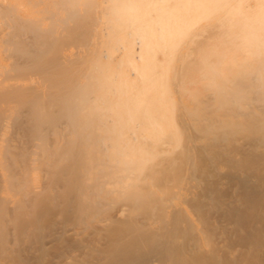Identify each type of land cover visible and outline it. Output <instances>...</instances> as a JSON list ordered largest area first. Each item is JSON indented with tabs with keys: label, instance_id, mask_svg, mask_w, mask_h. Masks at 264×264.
Masks as SVG:
<instances>
[{
	"label": "bare ground",
	"instance_id": "1",
	"mask_svg": "<svg viewBox=\"0 0 264 264\" xmlns=\"http://www.w3.org/2000/svg\"><path fill=\"white\" fill-rule=\"evenodd\" d=\"M45 202L72 242L32 245ZM43 248L264 264V0H0V264Z\"/></svg>",
	"mask_w": 264,
	"mask_h": 264
},
{
	"label": "rangeland",
	"instance_id": "2",
	"mask_svg": "<svg viewBox=\"0 0 264 264\" xmlns=\"http://www.w3.org/2000/svg\"><path fill=\"white\" fill-rule=\"evenodd\" d=\"M77 150V148L74 150V153H72V154H70V156H68L69 158H67V160L65 161L66 162V164H67V166H65V165H63V166H61V167H57V169H58V171H60L59 173L57 172V174H56V177H58L60 174H62V172L64 171V169L65 168H71L72 167V169H70L71 171V173H69V178L67 179V181H66V183L68 184V183H71V180H72V175H77L78 174V172H79V170H80V168H77V166H75V163H77V162H79V155L78 154H76L78 151H76ZM65 200V198H59V201L60 202H62L63 203V201ZM46 204H47V202H45L43 205H41V207L43 206V210H42V208L41 207H39L38 209H37V211L40 213V216H39V219H34V220H30V222L31 221H33V222H31L30 223V226H31V224L33 225L32 227H33V232L35 233H33V235H31L30 237H35V239H33V241H31V243H32V245H34L35 244V241L37 242V244L38 243H40V245H39V247L41 246V243H43V240L45 239V237L47 238V237H57L56 238V240L57 241H55L54 243H57L58 242V244H60V242L61 243H63L64 242V245H66L67 243H65V242H67V241H69L68 243H70V242H72L73 241V239H72V237L73 236H70V234H71V232L72 231H74L77 227L78 228H80L81 227V225H80V227H79V224H78V222H76L75 220H77V218H76V213H75V208L74 207H71L70 209H65V211H64V205L62 206L61 204H55V205H49L48 206V204H47V206H46ZM58 206V207H57ZM61 207H63L62 209L63 210H61ZM52 210V211H51ZM68 210V211H67ZM48 211V212H47ZM62 213H61V212ZM73 211V212H72ZM60 212V213H59ZM39 213H37V215H39ZM55 213V214H54ZM45 214V215H44ZM45 217H44V216ZM76 215V216H75ZM42 216V217H41ZM38 218V217H37ZM43 218V220H41V219ZM74 219V220H73ZM40 220V221H39ZM35 221L37 222V223H35ZM42 222V223H41ZM73 223V224H72ZM71 224V225H70ZM77 224V225H76ZM36 226V227H35ZM39 227V228H38ZM41 227V228H40ZM72 227V228H71ZM74 227V228H73ZM46 228V229H45ZM36 229V230H35ZM71 229V230H70ZM72 229H74V230H72ZM69 230L71 231V232H69ZM37 233H36V232ZM49 231H52L51 232V234H50V232ZM46 232V233H45ZM56 233V234H55ZM66 234V235H65ZM73 234V233H72ZM47 235V236H46ZM49 235V236H48ZM54 235V236H53ZM74 235V234H73ZM75 236V235H74ZM40 237L42 238L41 240H40ZM59 237V238H58ZM66 237V238H65ZM68 237V238H67ZM76 237V236H75ZM65 238V239H64ZM71 238V239H70ZM67 239V240H66ZM60 240V241H59ZM40 241H42V242H40ZM46 242V241H45ZM30 243V244H31ZM34 243V244H33ZM36 244V245H37ZM35 245V246H36ZM51 245H52V247H51ZM50 246H47V247H50L51 248V250L52 251H54L55 249H56V244H51ZM64 246L63 244H60V246ZM59 246V247H60ZM55 247V248H54ZM40 248H42V247H40ZM45 249H47V248H43V249H40L36 254H32V258H31V261L32 260H35V259H33V258H36V260L35 261H32V264H40L41 262L39 261V258L38 257H40V255H41V253L43 252L44 253V251H45ZM42 250H44V251H42ZM40 251H42V252H40ZM38 253H40V254H38ZM31 255V254H30ZM34 255H36V256H34ZM39 255V256H38ZM38 259V260H37ZM34 262V263H33ZM39 262V263H38Z\"/></svg>",
	"mask_w": 264,
	"mask_h": 264
}]
</instances>
